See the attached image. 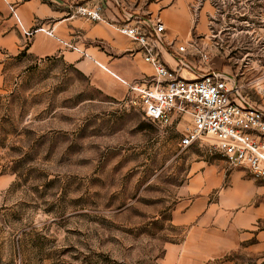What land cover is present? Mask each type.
<instances>
[{
	"label": "rangeland",
	"instance_id": "obj_1",
	"mask_svg": "<svg viewBox=\"0 0 264 264\" xmlns=\"http://www.w3.org/2000/svg\"><path fill=\"white\" fill-rule=\"evenodd\" d=\"M245 1L211 0L213 42H193L199 59L224 52L216 37L223 30L244 34L241 29L253 20L264 24V9L250 15ZM260 38V74L246 84L264 89ZM129 99L128 92L120 99L107 95L56 58L3 80L0 264H163L167 249L187 238L208 252L214 242L222 243V256L206 264H264V188L241 208L244 213L262 207L263 215L239 232L246 239L235 248L228 249L223 206L211 213L200 207L191 222L178 223L177 210L220 202L229 185L227 178L204 195L191 192L196 168L212 167L227 176L242 172L241 180L252 176L230 166L210 139L182 148V132L195 125L190 116H182L180 126H162Z\"/></svg>",
	"mask_w": 264,
	"mask_h": 264
},
{
	"label": "crops",
	"instance_id": "obj_2",
	"mask_svg": "<svg viewBox=\"0 0 264 264\" xmlns=\"http://www.w3.org/2000/svg\"><path fill=\"white\" fill-rule=\"evenodd\" d=\"M224 1L230 4L232 0ZM246 2L250 15L258 11L263 14L264 0H246L244 6ZM97 3L103 5V16L107 22L90 21L74 14L77 5ZM214 11L211 0H0V84L4 79L19 77L44 59L56 58L73 65L107 95L124 98L129 83L141 81L153 75L154 71L144 61L139 44L121 34L113 25L123 21V13L151 14L161 17L170 51L186 46L185 58L197 66L201 74L219 72L243 85L250 98L264 109V89L246 84L260 74L262 66L256 52L261 40L258 37L264 36V24L258 25L253 20L249 27L241 29L244 34L233 27L231 29L237 32H230V28L223 30V34L216 37L222 41L224 52L213 53L206 63L192 53L193 42L197 41L199 45L213 42L210 26L214 22ZM47 31H52L53 36ZM65 43L77 46L87 56ZM161 59L173 69L178 67L173 56L165 50L161 52ZM182 75L186 78L196 76L186 70ZM241 175L242 172H235L227 176L212 167L196 168L189 182L191 192L204 195L217 184L226 182L227 178L229 185L220 192V202H193L185 212L177 210L175 218L178 223L191 222L200 207L211 213L213 208L223 206L230 236L228 249L239 245L246 239L239 232L247 230L248 224L263 215L262 207L244 213L241 208L251 204L250 201L264 188L259 180L253 177L241 180ZM5 183L0 180V192ZM190 239L169 247L163 264H206L224 252L222 243L217 242L213 243L211 252L197 250L193 246L195 243L188 241Z\"/></svg>",
	"mask_w": 264,
	"mask_h": 264
},
{
	"label": "built area",
	"instance_id": "obj_3",
	"mask_svg": "<svg viewBox=\"0 0 264 264\" xmlns=\"http://www.w3.org/2000/svg\"><path fill=\"white\" fill-rule=\"evenodd\" d=\"M74 10L75 15L87 20L107 22L101 3L77 5ZM122 15L123 21L113 27L139 44L144 61L154 71L153 75L128 84V102L137 106L147 119L162 126H180V118L190 116L195 125L182 132V148L210 139L230 166L244 168L254 179L264 182V109L250 98L243 85L219 72L201 74L185 58L186 46L170 51L159 15ZM47 33L53 36L52 31ZM65 45L87 56L77 46ZM162 50L173 56L176 69L163 62ZM196 50L192 43V53L197 54ZM200 60L206 63L208 58L201 55ZM183 70L196 76L186 78Z\"/></svg>",
	"mask_w": 264,
	"mask_h": 264
}]
</instances>
